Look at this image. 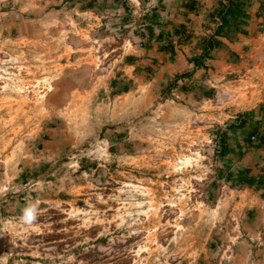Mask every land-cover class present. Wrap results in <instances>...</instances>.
<instances>
[{
	"label": "rangeland",
	"instance_id": "rangeland-1",
	"mask_svg": "<svg viewBox=\"0 0 264 264\" xmlns=\"http://www.w3.org/2000/svg\"><path fill=\"white\" fill-rule=\"evenodd\" d=\"M132 5L0 0V264L216 262L238 130Z\"/></svg>",
	"mask_w": 264,
	"mask_h": 264
},
{
	"label": "crops",
	"instance_id": "crops-1",
	"mask_svg": "<svg viewBox=\"0 0 264 264\" xmlns=\"http://www.w3.org/2000/svg\"><path fill=\"white\" fill-rule=\"evenodd\" d=\"M114 1L151 10L148 43L153 51L163 50L155 56L164 63L162 71L170 76L189 72L196 91L205 87L196 95L217 104L213 121L238 130L228 138V145L236 147L235 170L226 176L227 198L216 207L223 221L219 256L208 264H264V0H241L248 14L245 32L217 37L220 45L200 67L189 60L190 50L202 57L222 23L220 4L229 0Z\"/></svg>",
	"mask_w": 264,
	"mask_h": 264
},
{
	"label": "trees",
	"instance_id": "trees-1",
	"mask_svg": "<svg viewBox=\"0 0 264 264\" xmlns=\"http://www.w3.org/2000/svg\"><path fill=\"white\" fill-rule=\"evenodd\" d=\"M245 2L241 0H229L228 4H220V16L222 18L221 25L217 28V31L213 37L209 39L204 48L203 55L196 63L198 67L202 65V61L207 58L210 52L220 45L217 37L236 35L238 33H244V26L247 25L248 14L244 9Z\"/></svg>",
	"mask_w": 264,
	"mask_h": 264
},
{
	"label": "clouds",
	"instance_id": "clouds-1",
	"mask_svg": "<svg viewBox=\"0 0 264 264\" xmlns=\"http://www.w3.org/2000/svg\"><path fill=\"white\" fill-rule=\"evenodd\" d=\"M34 212H35V206L34 205L30 206L25 210V218L31 220L32 218H34Z\"/></svg>",
	"mask_w": 264,
	"mask_h": 264
},
{
	"label": "built area",
	"instance_id": "built-area-1",
	"mask_svg": "<svg viewBox=\"0 0 264 264\" xmlns=\"http://www.w3.org/2000/svg\"><path fill=\"white\" fill-rule=\"evenodd\" d=\"M252 140H253V141H256V137H252Z\"/></svg>",
	"mask_w": 264,
	"mask_h": 264
},
{
	"label": "bare ground",
	"instance_id": "bare-ground-1",
	"mask_svg": "<svg viewBox=\"0 0 264 264\" xmlns=\"http://www.w3.org/2000/svg\"><path fill=\"white\" fill-rule=\"evenodd\" d=\"M186 160H187V158H186ZM182 161V160H181ZM190 162V160L189 161H187L186 163H189ZM184 164V163H183Z\"/></svg>",
	"mask_w": 264,
	"mask_h": 264
}]
</instances>
